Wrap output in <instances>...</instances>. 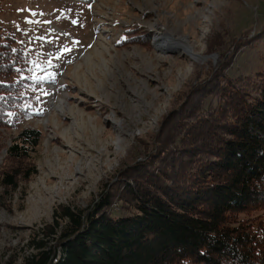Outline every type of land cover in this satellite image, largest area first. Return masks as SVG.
I'll list each match as a JSON object with an SVG mask.
<instances>
[{
    "label": "rangeland",
    "instance_id": "1",
    "mask_svg": "<svg viewBox=\"0 0 264 264\" xmlns=\"http://www.w3.org/2000/svg\"><path fill=\"white\" fill-rule=\"evenodd\" d=\"M0 26L32 55L28 91L39 114L21 127L43 135L24 160L7 158L19 129L2 136L0 264H21L63 207L86 211L103 194L118 195L133 181V165L178 145L181 107L196 104L213 74L257 67L264 0H2ZM160 29L187 36L201 58L162 53L154 45ZM28 168L35 170L26 180ZM16 170L17 186H4V174ZM119 197L114 215L127 212ZM259 215L264 210L241 217ZM58 220L55 261L63 255Z\"/></svg>",
    "mask_w": 264,
    "mask_h": 264
},
{
    "label": "trees",
    "instance_id": "2",
    "mask_svg": "<svg viewBox=\"0 0 264 264\" xmlns=\"http://www.w3.org/2000/svg\"><path fill=\"white\" fill-rule=\"evenodd\" d=\"M256 40L257 67L213 74L197 105L181 107L180 143L132 166L133 181L116 195L131 214L114 215L108 192L86 211L65 206L21 264H264V215L241 217L264 210V28ZM31 58L0 26V148L4 131L19 129L7 155L16 160L29 159L43 136L21 127L39 114L28 91ZM19 172L4 174L3 185L15 188ZM59 218L63 255L55 261Z\"/></svg>",
    "mask_w": 264,
    "mask_h": 264
},
{
    "label": "bare ground",
    "instance_id": "3",
    "mask_svg": "<svg viewBox=\"0 0 264 264\" xmlns=\"http://www.w3.org/2000/svg\"><path fill=\"white\" fill-rule=\"evenodd\" d=\"M101 44L103 46V43ZM154 45L158 50L162 51V53L170 49L172 51H177L180 54L187 55L188 57H192V59L199 60L201 58V54H198L195 52V45L191 44L187 36L178 38L173 33L163 32L160 29V31H156L154 33ZM95 47H96V50L98 49L100 51L101 46L99 48L98 44L96 43ZM102 52L103 51L101 50V54ZM116 144L120 146L121 142L118 140Z\"/></svg>",
    "mask_w": 264,
    "mask_h": 264
},
{
    "label": "snow or ice",
    "instance_id": "4",
    "mask_svg": "<svg viewBox=\"0 0 264 264\" xmlns=\"http://www.w3.org/2000/svg\"><path fill=\"white\" fill-rule=\"evenodd\" d=\"M67 50V49H66Z\"/></svg>",
    "mask_w": 264,
    "mask_h": 264
}]
</instances>
